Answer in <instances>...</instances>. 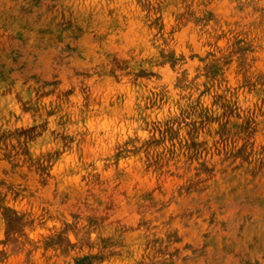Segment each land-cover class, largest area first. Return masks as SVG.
<instances>
[{"label": "rangeland", "instance_id": "374dc122", "mask_svg": "<svg viewBox=\"0 0 264 264\" xmlns=\"http://www.w3.org/2000/svg\"><path fill=\"white\" fill-rule=\"evenodd\" d=\"M0 264H264V0H0Z\"/></svg>", "mask_w": 264, "mask_h": 264}]
</instances>
